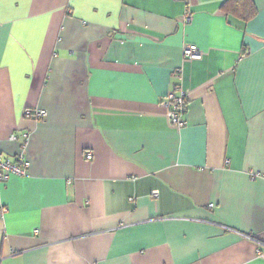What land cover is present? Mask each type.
<instances>
[{"label": "crops", "instance_id": "0c3cea01", "mask_svg": "<svg viewBox=\"0 0 264 264\" xmlns=\"http://www.w3.org/2000/svg\"><path fill=\"white\" fill-rule=\"evenodd\" d=\"M224 1L0 0V264H264V0Z\"/></svg>", "mask_w": 264, "mask_h": 264}, {"label": "built area", "instance_id": "2783aa9c", "mask_svg": "<svg viewBox=\"0 0 264 264\" xmlns=\"http://www.w3.org/2000/svg\"><path fill=\"white\" fill-rule=\"evenodd\" d=\"M190 18L185 17V22H188ZM182 54L184 57L189 59L201 58L202 52L199 47L195 44L189 43L182 47ZM166 105L168 107V117L170 121L177 127L185 125L183 115L187 108L186 93L181 90L178 86H175L167 95ZM46 112L44 109H26L24 115L27 117H35L37 119L45 116ZM92 153L87 151L85 157L90 159ZM28 161L26 159L20 162H13L10 159L3 158L0 154V191L1 186L7 181V179L15 174L22 175L26 173ZM264 177V174L262 175ZM213 206L212 204L210 205ZM7 209L0 201V217L6 213Z\"/></svg>", "mask_w": 264, "mask_h": 264}, {"label": "trees", "instance_id": "16d2710c", "mask_svg": "<svg viewBox=\"0 0 264 264\" xmlns=\"http://www.w3.org/2000/svg\"><path fill=\"white\" fill-rule=\"evenodd\" d=\"M222 8L228 14L236 15L243 21L249 20L256 14L252 0H225Z\"/></svg>", "mask_w": 264, "mask_h": 264}]
</instances>
